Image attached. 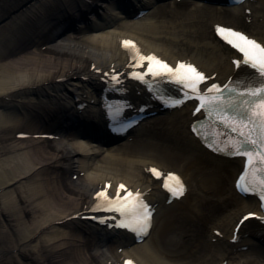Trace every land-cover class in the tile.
<instances>
[{
  "label": "bare ground",
  "instance_id": "bare-ground-1",
  "mask_svg": "<svg viewBox=\"0 0 264 264\" xmlns=\"http://www.w3.org/2000/svg\"><path fill=\"white\" fill-rule=\"evenodd\" d=\"M118 1L26 0L18 10L0 15V259L9 257L15 264H24L18 257L29 264H124L126 260L191 264L189 259L176 262L160 237L154 241L155 230L176 217L173 210L178 202L173 201L170 208L161 189L163 178L157 186L151 176L150 169L158 167L149 160L152 154L138 146L146 142L104 150L101 142L81 132L104 133L99 126L101 131H94L88 119L99 124L102 117L108 96L105 74L131 69L123 46L127 40L136 42L146 55L154 53L173 63L182 60L178 52H193L192 63L209 77L216 75V82L225 83L233 77L235 53L225 45L202 41L199 29L204 10L221 12L226 8L222 4L210 8L201 0L181 2L191 8L178 21L157 23L148 20L165 11L168 4L138 20L135 14L148 11L154 0H134L136 6L131 11H121ZM248 2L230 8L229 20L245 26L264 43V0L245 11ZM212 25L221 24L212 20ZM109 28L105 34H88ZM123 88L129 106L146 99L137 84L126 82ZM79 105H86L85 110H78ZM192 113L193 109L184 114L182 122L190 126ZM161 135L191 152L183 167L184 179L190 180L207 168L210 158L219 163L215 171L229 172L230 166L223 165L229 159L203 148L190 132L179 133L171 127V134ZM231 163L236 178L242 162L236 159ZM162 173L166 176L169 172ZM120 185L146 191L157 212L153 233L143 243H135L125 232L113 235L106 227L99 236V226L83 219L93 214L90 210L97 192L114 194ZM244 209L241 215L238 212L230 217L228 233L225 221L215 229L219 235L215 231L210 235V264H264V240L253 243V234L264 230L261 220L246 222L242 234L250 235L231 242L239 220L258 212L257 201L245 202Z\"/></svg>",
  "mask_w": 264,
  "mask_h": 264
},
{
  "label": "snow or ice",
  "instance_id": "snow-or-ice-1",
  "mask_svg": "<svg viewBox=\"0 0 264 264\" xmlns=\"http://www.w3.org/2000/svg\"><path fill=\"white\" fill-rule=\"evenodd\" d=\"M217 30L227 43L242 53L243 60L234 63L237 66L242 63L256 70L261 78L258 84L235 82L234 86L225 85L223 89L220 85L213 84L202 93L199 86L205 82L206 77L193 66L180 63L173 69L155 56L141 55L133 42L125 41L123 46L129 49L134 61L133 67L141 68L145 62L148 65L145 72L134 73L133 78L147 83L145 76L164 77L172 83L181 85L199 101L197 111L204 109L236 134L226 142L222 141L223 148L218 150L247 158L245 173L240 177L237 187L242 192L257 194L261 201H264V46L242 33L222 27H218ZM113 79L116 78L113 77ZM119 113L120 109L117 108L115 114L119 115ZM150 171L153 175L160 176L156 169H150ZM169 180L175 182V187L167 183ZM164 187L172 191L174 195H182L184 191L179 178L172 174L166 178ZM121 191L125 192L123 197L120 195ZM97 200L98 203L93 211L118 213L121 219L117 227L127 228L138 234H146V229L151 222V212L139 193L134 195L127 191L124 185H120L114 199L110 198L106 191H101L97 194ZM248 218L244 217L245 220ZM100 222L104 223L105 219L102 218Z\"/></svg>",
  "mask_w": 264,
  "mask_h": 264
},
{
  "label": "rangeland",
  "instance_id": "rangeland-1",
  "mask_svg": "<svg viewBox=\"0 0 264 264\" xmlns=\"http://www.w3.org/2000/svg\"><path fill=\"white\" fill-rule=\"evenodd\" d=\"M26 0H0V15H9V12L16 11ZM30 1V0H27ZM185 3L190 0H181ZM259 0H254L250 3V8L257 5ZM168 4L166 10L160 12L157 17H151V20L157 23L166 22H176L181 18V14L188 11L191 6L188 4H174V0L165 3L157 4L154 1L153 6L146 11L147 13L154 12L158 7ZM41 8L38 9V11ZM146 13V14H147ZM20 14V11L16 12L15 15ZM144 16L140 19H143ZM212 20L218 21L223 25L235 27L239 29H245L241 24H234L229 20V14L227 11H208L204 10L203 15L200 19V34L203 37L202 41L211 42L214 46H220L218 41L212 37L213 26ZM100 22L99 20H97ZM113 30V29H112ZM110 31L106 29L105 31L91 32L88 34H105V32ZM211 35L209 36L208 35ZM177 51V49L175 50ZM180 59L191 60L192 53L178 52ZM190 55V56H189ZM182 119L179 113H164L152 117L145 124V129H148V133L144 136L141 135L136 137L134 141H143L148 145L138 146L143 147L144 153H151V160L154 165L160 167L162 170L166 171H176L183 175V167L187 163V158L191 153L181 145H175L171 143L166 138H161V134L167 133L171 127L176 126L182 132ZM169 127V128H168ZM150 142V143H149ZM156 145L151 148V145ZM97 145V144H96ZM183 145V144H182ZM104 150H110L113 147L101 146ZM153 152V153H152ZM165 153L174 154V157L164 158ZM196 154V153H195ZM139 159V158H135ZM224 163L229 167V172L225 171H215L216 166L219 165L214 159L209 160L207 168L194 174V176L187 180L189 192L183 201L174 205L173 212L176 217L164 221L161 227L156 231L154 241L158 237L161 238L164 247L168 250L170 254H174V260L178 263H184L186 259H189L191 264H210L208 261V253L210 250V235L215 227H219V224L227 221L226 229L230 230L231 222L230 217L236 212H242L244 209L245 200L238 196L233 187V163ZM77 179V176L74 177ZM159 185V184H158ZM227 200V202L224 201ZM171 206L170 208H172ZM232 218V217H231ZM194 248L191 251V248ZM18 261L24 264H29L27 259L21 257L17 258ZM0 264H15L10 261L9 257H3L0 259Z\"/></svg>",
  "mask_w": 264,
  "mask_h": 264
}]
</instances>
